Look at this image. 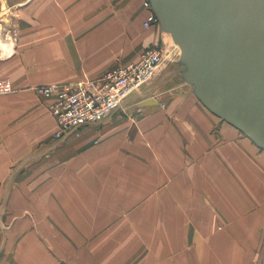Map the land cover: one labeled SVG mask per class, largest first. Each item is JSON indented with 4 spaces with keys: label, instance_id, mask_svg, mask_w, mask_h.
I'll return each instance as SVG.
<instances>
[{
    "label": "crops",
    "instance_id": "0c3cea01",
    "mask_svg": "<svg viewBox=\"0 0 264 264\" xmlns=\"http://www.w3.org/2000/svg\"><path fill=\"white\" fill-rule=\"evenodd\" d=\"M143 1L0 0L13 86L0 96V264H264V150L178 83L175 63L61 137L34 92L132 63L156 39L172 56Z\"/></svg>",
    "mask_w": 264,
    "mask_h": 264
},
{
    "label": "water",
    "instance_id": "95a60500",
    "mask_svg": "<svg viewBox=\"0 0 264 264\" xmlns=\"http://www.w3.org/2000/svg\"><path fill=\"white\" fill-rule=\"evenodd\" d=\"M179 48L174 71L264 150V0H149Z\"/></svg>",
    "mask_w": 264,
    "mask_h": 264
},
{
    "label": "built area",
    "instance_id": "2783aa9c",
    "mask_svg": "<svg viewBox=\"0 0 264 264\" xmlns=\"http://www.w3.org/2000/svg\"><path fill=\"white\" fill-rule=\"evenodd\" d=\"M143 6L148 10L143 27H156L160 31L149 0H144ZM176 55L174 52L172 57ZM166 59L165 47L156 39L136 61L125 66L111 67L100 76L77 82L40 84L34 91L51 100L49 109L57 125L56 137H61L70 130L97 124L112 115L134 92L152 80L166 64ZM12 91L11 81L0 78V94ZM137 111H140L139 107Z\"/></svg>",
    "mask_w": 264,
    "mask_h": 264
},
{
    "label": "rangeland",
    "instance_id": "374dc122",
    "mask_svg": "<svg viewBox=\"0 0 264 264\" xmlns=\"http://www.w3.org/2000/svg\"><path fill=\"white\" fill-rule=\"evenodd\" d=\"M167 35V37H169L168 36V34H166ZM170 41H172V40H170ZM172 44H174V42L172 41ZM174 47H175V52H176V50H177V46L174 44ZM179 50V49H178ZM178 58V56H175V58H173L172 56H169L167 59L168 60H165V62H164V64H165V66H168L167 64H169V63H175V61H176V59ZM172 67V69L175 67V65H172L171 66ZM157 78V80H154L153 81V86L155 87V86H157L159 83H160V76L158 77H156ZM182 78L180 77H177V81H178V83H181V84H183V81L181 80ZM185 82V81H184ZM186 83V82H185ZM187 84V83H186ZM188 85V84H187ZM159 86V85H158ZM35 92V91H34ZM11 93H13V92H10V93H7V94H0V96H4V95H9V94H11ZM40 97V96H39ZM42 98V97H41ZM44 99V98H43ZM127 109V108H126ZM125 109V110H126ZM140 109V108H139ZM128 110V109H127ZM131 110H132V108H131ZM133 111L134 112H136L137 114H140L141 113V110L140 111H137V107H135V109L133 108V110H132V112H129V113H132V115H133ZM123 112V111H122Z\"/></svg>",
    "mask_w": 264,
    "mask_h": 264
},
{
    "label": "bare ground",
    "instance_id": "6f19581e",
    "mask_svg": "<svg viewBox=\"0 0 264 264\" xmlns=\"http://www.w3.org/2000/svg\"><path fill=\"white\" fill-rule=\"evenodd\" d=\"M168 36H169V38L171 39V36L168 34ZM172 40V39H171ZM179 48H177V50H176V52H177V54L179 55V50H178ZM177 60V59H176Z\"/></svg>",
    "mask_w": 264,
    "mask_h": 264
}]
</instances>
